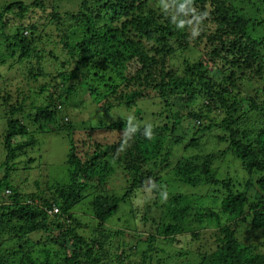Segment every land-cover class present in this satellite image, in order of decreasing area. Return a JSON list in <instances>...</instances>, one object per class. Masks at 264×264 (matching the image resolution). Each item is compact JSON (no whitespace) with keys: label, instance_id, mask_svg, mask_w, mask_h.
<instances>
[{"label":"trees","instance_id":"obj_1","mask_svg":"<svg viewBox=\"0 0 264 264\" xmlns=\"http://www.w3.org/2000/svg\"><path fill=\"white\" fill-rule=\"evenodd\" d=\"M0 82V264H264V0H0ZM82 104L139 106L144 123L100 127L117 139L80 153ZM48 131L67 133L68 180L26 185L14 168ZM228 158L246 177H217ZM169 177L223 195L170 192ZM123 203L145 238L109 225Z\"/></svg>","mask_w":264,"mask_h":264},{"label":"rangeland","instance_id":"obj_2","mask_svg":"<svg viewBox=\"0 0 264 264\" xmlns=\"http://www.w3.org/2000/svg\"><path fill=\"white\" fill-rule=\"evenodd\" d=\"M193 34V32H192ZM196 36V33H194V37ZM193 39V38H192ZM193 43V42H192ZM203 43H200L199 47L200 49L203 48ZM192 58V55H191ZM218 77V76H216ZM11 79L12 74L6 75L5 79ZM44 80H42V83ZM38 83V82H37ZM40 83V82H39ZM1 84V82H0ZM49 90H54L53 85L48 87ZM84 94H88L85 89V86L83 87ZM81 98H83L82 95H80ZM154 97H152V100ZM86 99L87 95H86ZM84 100V99H83ZM156 100V99H155ZM87 103V102H86ZM89 104V103H88ZM87 105V104H85ZM85 105H81V108H77L73 115H75V132L72 134L74 137V140L78 144L79 152L83 153L85 150H88L89 148H94V144H92L94 141L105 144L109 141H114L118 137V133H115L113 130H106L104 128H100L103 126H106L110 124L111 122L115 121H123L126 119H129L132 117V119L135 121V125H140V121L135 120V114L137 109H139V106H132V107H124L119 106L116 108H113L112 110L108 112H99L97 109H90L85 108ZM144 110H147L148 112H151L153 110V105L148 104V101L146 103H143ZM85 109V110H82ZM87 109V110H86ZM88 111V112H87ZM72 112V111H71ZM2 114L0 113V119L2 118ZM139 118V117H138ZM149 121L148 119H145ZM2 121V120H0ZM1 123V122H0ZM186 123H184L185 125ZM92 127H97L91 129ZM214 132H210L206 136H202L199 145L202 152L206 151H212L213 146L215 145V138L214 133L216 130H213ZM190 132V130H189ZM34 137L37 139V141L29 146V148L26 149L27 152H25L21 157V163L20 166H16L14 168L15 174L19 175L20 178L26 179L25 184L26 185H32V182L34 180L41 181V182H65L68 180V171H67V164H66V154L68 151V144H67V133L62 132H34ZM25 137H18L16 136L15 140H24ZM1 141V139H0ZM86 144V146H85ZM91 144V145H90ZM199 149V150H200ZM184 149L182 145H174V150L172 152V156L170 157L168 166H164L159 168L160 174L162 176L166 175V172L169 170V168L175 163L176 159L180 154H183ZM198 152L194 151L193 153ZM189 153V152H186ZM188 155V154H187ZM33 158L31 162L28 161V158ZM228 162L222 163L219 165V171H217V177L220 179L226 177V176H238V177H246L245 171L242 169L240 165V161L237 158H232L229 162V158L227 160ZM218 161L216 163L219 164ZM239 181H242L243 179H238ZM125 181L123 177L121 176L120 170L115 167V174L113 175L111 179V188L112 192L116 194H120L123 192V187L125 186ZM167 190L170 192L175 193H183L187 195H201V194H207L204 196L205 201L206 200H212L213 197L210 195H216V197H221L223 195L222 191H216V187H211L207 185H201L198 187H192L187 184H182L180 182H172L170 177L168 179H165ZM29 187H26L28 189ZM111 192V193H112ZM219 198L216 199L217 201H212L214 205L219 203ZM129 205L126 203H123L120 205L119 210L110 218V226L122 230H126V236L129 237L130 234L137 231L140 232L139 234L142 235V238H145V232L140 231L137 229V231L132 229H126L124 228L125 222L128 221L127 219V207ZM130 230V231H128ZM133 231V232H132ZM239 239L243 241L245 244H255L258 245V242H261L262 239H259L256 237L255 233L250 230L248 225L243 224L239 228ZM36 235V234H35Z\"/></svg>","mask_w":264,"mask_h":264}]
</instances>
